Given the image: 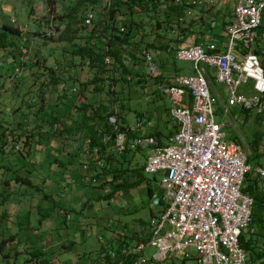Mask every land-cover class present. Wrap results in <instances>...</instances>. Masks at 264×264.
I'll list each match as a JSON object with an SVG mask.
<instances>
[{
	"label": "rangeland",
	"instance_id": "rangeland-1",
	"mask_svg": "<svg viewBox=\"0 0 264 264\" xmlns=\"http://www.w3.org/2000/svg\"><path fill=\"white\" fill-rule=\"evenodd\" d=\"M80 1L82 0H0V32L7 26L20 28L22 31L21 36L9 34L8 41L11 43L0 48V131L6 127H16L15 122L29 119L32 121L34 112L41 101V94L47 97V102L50 104L47 108L49 115L53 113V109L57 106L59 88L50 90L52 81L49 69L51 67L53 69L57 60H64L69 53L73 55L75 46L82 44L81 39L89 32L82 23L89 12L92 11L97 18L88 28H100L98 18L104 16L105 8L109 3V0ZM167 6L168 4L164 2L157 17L150 16L142 19L141 14H127L126 19L133 18L137 22L142 19L141 25L135 26L131 32V44L121 48L123 66L117 64L111 57L110 63L104 64L103 77L107 75L108 79L105 76L103 85L101 82L98 83L100 87L102 85V90H89L95 87L93 81L99 76L98 67L88 65L87 61L73 55L76 62L75 68L80 72L86 71L87 82L82 85L88 95L97 93L101 98L99 102L102 104L112 102L113 111L118 114L119 120L121 121L124 117L131 126L136 124L138 115L145 114L155 128L158 124L163 125L160 127V132L174 128L169 113L170 104L169 99L162 94H159L156 100H153L151 95L149 99L146 98L153 87L157 88L154 82L156 79H152L146 91L144 87L136 83L135 79L147 71L144 52L149 51L155 61L159 62V75L168 74L167 70H163V67L167 69L168 65H171L179 74H193L194 64L192 62L177 60L175 50L162 47L176 45L177 41L182 39L181 28L188 27L190 24H195V35L188 36L182 44L194 41L198 36L199 28H208L213 20L219 24L225 19L229 20L232 2L216 0L211 7L192 8L184 13L179 23L173 21L171 24L163 19ZM49 8L54 12L53 19L58 25L56 33L48 38L39 35L34 38V32L41 33L49 29L46 24L52 17V13L49 16ZM125 11L123 9L122 12ZM158 20H160L159 23ZM25 45L31 47L30 53L28 50L30 65L33 66L38 58V54L35 57L34 51L39 49L37 51L40 53L39 57L44 59V65L48 68L46 69L44 65L30 68L26 62L22 78H14L11 81L10 77L15 75L12 55H18L20 46ZM260 60L263 62V56ZM169 71L172 72L168 75L175 74L172 68ZM209 72L214 89L226 103L229 92L225 84L216 80V73L213 70ZM128 76H131L132 80H127ZM166 79L169 81L170 77ZM251 84L249 82L247 85L240 86L238 94L253 96ZM72 85L71 83L66 87L67 93ZM62 95L66 97L67 94L63 92ZM18 107L21 109L20 112L17 110ZM214 110L215 120L225 125L226 139L240 143V139L243 138L249 149L248 157L252 168L258 165L264 167V110L258 113L236 105L229 107L228 114L224 113L222 105L217 100L214 101ZM112 116L108 118L109 123ZM159 131L155 133L159 134ZM26 136H28L27 132L20 130L16 137L21 145V151L25 150L23 140ZM254 140H257V145L252 144ZM16 145L19 144L7 146L0 158V163L4 164L5 161L7 166L5 172H0V208L6 198H23L25 203L31 205L32 214L25 217L22 225L16 226L13 221H4L0 225V232L5 231V227H9L10 230L16 229L15 233L12 231L15 238L7 245L2 243L4 238L0 237V264H25L26 259L32 254L38 255L39 264H47L48 261L54 260L59 264L65 256H68L66 253H59L64 245H71L68 250L71 253L69 256L75 257V260L80 258L82 264H92L93 260L99 258L104 249H110L111 245L116 248L124 241L132 243L148 239L149 219L157 208L152 204V199L148 195V185L152 187L156 195L159 194L162 172L156 175L146 174L149 182L137 188L114 192L115 187L111 183H106L111 177L102 167L94 164L88 170L83 169L84 162H86L83 152L76 154L73 160L71 159L72 162L66 164L64 158L52 153L51 162L48 163V165L51 164L49 176L42 170L37 172L38 170L34 167L37 162H40L38 153H33L30 161L26 162L25 155L14 148ZM69 145L67 143L65 148L67 149ZM56 157L64 161L62 166L57 164ZM146 158L147 154L143 151H130L127 152L125 159H121L123 162L116 161L111 164L110 169L115 165L118 168L128 166L130 169L124 176L129 183H132L138 178L133 169L144 166ZM48 165L46 166L47 171ZM82 173H84L85 180H82ZM250 177L256 179L255 171ZM20 178L23 181H19ZM29 182H32V185L28 184ZM110 194L112 196L107 198ZM40 205L45 210L38 212ZM262 216L264 217V211ZM253 228L255 231L253 241L257 246L256 249L259 250L264 246L263 230L255 225ZM248 238L249 235L246 236V239ZM155 251L154 247H147L144 256L151 258ZM9 253L11 258L6 259L5 255ZM193 255L195 256L196 253L193 252ZM105 262L103 255L100 258V264H105ZM166 264H196V261L172 258Z\"/></svg>",
	"mask_w": 264,
	"mask_h": 264
},
{
	"label": "built area",
	"instance_id": "built-area-1",
	"mask_svg": "<svg viewBox=\"0 0 264 264\" xmlns=\"http://www.w3.org/2000/svg\"><path fill=\"white\" fill-rule=\"evenodd\" d=\"M215 1L175 0L178 5L200 8L211 7ZM230 1L233 18L224 27L226 41L202 44L189 41L180 45L175 52L176 59L192 62L195 74L179 75L170 85L158 83L157 92L169 99V113L178 126L166 145L155 135L137 134L143 127H151L147 119H139L135 126L126 127L114 113L110 121L112 131L103 136L102 146L86 143L83 147L85 170L93 164H104L105 147L113 141L117 154L128 150L147 154L145 174L163 173L162 192L151 201L160 210L149 219L148 239L132 242L120 252L109 249L104 256L105 264H126V261L166 264L172 258L194 259L196 264H264V257L251 263L241 242L253 223L255 203L254 197L243 188L248 176L255 171L258 189L264 194V167L252 168L243 138L240 143L226 139L225 125L215 120L214 110L215 100L228 114L229 107L236 105L258 113L264 110V67L255 52L259 30L264 26V0ZM51 16L49 29L34 32V38L55 35L53 13ZM94 20L95 14L89 12L85 24L91 26ZM216 24L213 20L211 27ZM124 31L125 27H120V32ZM27 46L20 48V65L11 81L22 74L25 58L31 51ZM110 60L109 56L105 57L106 64ZM144 61L147 71L136 79L142 81L146 91L150 81L158 75L159 67L149 51L144 52ZM208 68L214 69L216 80L225 84L229 92L226 103L214 89ZM127 80L132 77L128 76ZM249 82L254 95L238 94V88ZM77 91L76 87L72 89L73 93ZM146 98L149 99V95ZM15 148L20 149L19 145ZM147 247L156 249L151 258L144 256Z\"/></svg>",
	"mask_w": 264,
	"mask_h": 264
},
{
	"label": "crops",
	"instance_id": "crops-1",
	"mask_svg": "<svg viewBox=\"0 0 264 264\" xmlns=\"http://www.w3.org/2000/svg\"><path fill=\"white\" fill-rule=\"evenodd\" d=\"M232 8H233V4H232ZM50 10L51 8H49L48 10L49 16L51 15V13H54L53 11H50ZM232 18H233V12L231 15V19ZM46 20H48V18ZM46 24L48 25V23ZM54 24L56 27L58 26L56 23V20L54 21ZM21 35L22 33L19 36ZM255 46H256L255 51H257L258 53L256 54L259 56L260 59H261V56H263L262 63L264 64V26H262L261 29L259 30ZM38 50L39 49L34 51L35 57L38 54V58H36L34 65H33L34 67L36 65L40 67L45 64L44 59L39 57L40 53L37 52ZM19 53H20V48H19ZM12 56L14 58V65H15L14 73H16L17 67L20 65L19 54L18 55L13 54ZM25 62H27L30 68L33 67L32 65H30L31 62H30L29 55L25 58ZM157 63L159 67V62L157 61ZM75 64H76L75 57H73V55L69 53L68 55L65 56L64 60L63 59L57 60L53 69L52 67L51 69H49L50 79L52 81L50 85L51 87L50 90H53L56 87L59 88L57 90L58 98H57L56 108H54L53 113L49 115L47 108L50 106V104L47 102V97L41 94V101L38 104V108L36 109V112H34V118H32L33 119L32 121L31 119L28 118L29 120H22V122L21 121L15 122L16 127L15 126L13 128L6 127L0 131V158H1V155L5 152V149L7 148V146H9L10 144L14 145L15 143L19 144V141L16 140L17 139L16 137L20 130L23 132H27L28 136H26V138L23 140L24 142L27 143L25 145V150L21 151L20 149L19 151L23 155H25L26 162L30 161L31 155L33 153L35 154L38 153V159H39L38 161L40 162L39 163L37 162L38 164L36 163L34 166L35 169L38 170L37 172L39 171L41 172L42 170L43 172L48 173L50 176V173H51L50 165L51 164L48 165V163L51 162L50 159H51L52 153L55 156L59 155L60 158H64L65 164L72 162L71 159L73 160L76 154L80 152H83L84 154L83 147L86 143L90 142V138H89V135L86 133L87 131L85 129H82L83 113L80 112L79 107L82 106V104L84 103L96 102L95 104L97 106L101 105L102 103L99 102L101 98L99 97L97 93L91 94L90 96L88 95L87 91L83 90L82 83L87 82L86 81L87 74H86V71H81V72L78 71V69L75 68ZM44 67L46 69L48 68L46 67V65H44ZM171 68L173 72H175L174 75H168L170 72H172V71H169ZM163 70H167L168 72L166 71V73L168 74L161 73V75H159L160 73H158V75L160 76L159 80H163L164 82H169V83L165 84V83L157 82V80L156 81L154 80L157 86H158V83H161L164 85H170L175 79V77L179 75H183V74H179L177 70L171 67V65H168L167 69L166 67H163ZM208 70H213L215 72V70L212 68H208ZM144 74L145 72L142 73V75ZM193 74H195V72ZM21 76L22 74L16 78H22ZM167 77L168 78L170 77L169 81L168 79H166ZM151 82L152 80L150 81V83ZM71 83L73 84L72 88L67 93L66 87L69 84L71 85ZM140 85L144 87V85L142 84ZM74 87L78 88V91L76 93L72 92V89ZM155 88L153 87L152 88L153 90L149 94V97L151 95L153 100H156L158 95L160 94L157 92V88L156 89ZM91 89L89 90L92 91ZM63 92L67 94L66 97L62 95ZM187 102L189 103V101ZM17 110L20 112L21 109L18 107ZM143 118L147 119V116L145 114L138 115L136 120L138 121L139 119H143ZM171 118L173 120L174 128L170 129L169 131L165 129V130H162L163 132H160L159 131L161 130L160 127H163V125L158 124L155 128L153 123H151V121L147 119V121H149L152 124L151 127H143V129L137 134L141 136L155 135L157 136V138L159 139L162 145H166V143H168L169 141V138L178 131V126L176 125L172 116ZM120 122L123 126H126V127H133L136 125V124L133 126L129 125L126 122V119L124 117L121 119ZM10 125L13 126V124H10ZM156 131L157 132L159 131L160 133L156 134L155 133ZM166 140L167 142H165ZM67 143H69L70 145L67 146V149H66L65 147ZM45 155H47V157ZM55 161L57 162L59 166H62V163H64V161L58 160L57 157L55 158ZM47 165L49 166L48 171L46 168ZM6 170H7V166L5 165V161H4V164L1 162L0 172L1 171L5 172ZM81 175H82V180H85L83 178L84 173H82ZM18 180L23 181L21 180V178ZM28 184L32 185V182H29ZM30 207L31 205H29L28 203H25V200L23 198L22 199H19V198L13 199L12 197L6 198L2 202V207L0 208V225L3 224L4 221H13L14 225L16 226L22 225L24 223L25 217L27 215L32 214V207L31 208ZM156 207L157 208H155L154 214L160 210L159 206H156ZM42 210H45V209H43L42 205H40L38 212H41ZM45 214L48 215L47 213ZM12 231L15 233L16 229L10 230L9 227L8 228L5 227V231L0 232V237L4 238L2 239L3 244L7 245L10 240H13L15 238V235ZM113 247L114 246L111 245L110 249H112ZM70 248H71V245H64L62 249H60L59 253H66V255L68 254V256H65L64 260L62 262H59V264H82V260L80 258L75 260V257L69 256L71 254L68 252ZM108 250L109 249H104L100 254L101 256L93 260L94 262H92V264H100V258L103 257V255L105 256ZM56 255H58V253ZM5 257L6 259H10L11 258L10 253L8 255H5ZM56 262H57L56 260L51 261V262L48 261L47 264H57ZM25 264H39L38 255L32 254L30 257L26 259Z\"/></svg>",
	"mask_w": 264,
	"mask_h": 264
},
{
	"label": "trees",
	"instance_id": "trees-1",
	"mask_svg": "<svg viewBox=\"0 0 264 264\" xmlns=\"http://www.w3.org/2000/svg\"><path fill=\"white\" fill-rule=\"evenodd\" d=\"M84 0L80 1L83 2ZM110 5H107L104 11V16L98 18L100 28H88L89 26L85 24V18L83 20L82 25L86 30H89L88 34H85L86 37L81 39V45H76L73 50L74 56H79L83 61H87L88 65L98 67L97 74L99 75L94 81L95 84L94 90H102L103 82L105 81V57H111L117 64L123 66V56L121 53V48L126 45H130V34L133 31L135 26L141 25L142 19L150 16L157 17L159 14V9L164 4H168L167 10L163 13V19L170 24L174 21L179 23V20L183 18L184 13L192 8H200V7H186L183 5L176 4L175 0H109ZM163 2V4H162ZM76 4V3H75ZM125 9V12H122ZM92 12V11H91ZM231 15L233 9L230 10ZM135 15L141 14L143 15L141 21L137 22L133 18L126 19L127 14ZM97 16H95V19ZM125 18V19H124ZM231 19V18H230ZM230 19L223 20L220 24L216 21V27L212 28L211 23L208 28L201 27L198 30V36L195 38L196 44H202L206 41H214V42H224L226 39V32L224 27ZM158 23L160 20L157 21ZM124 26L125 31L120 32V27ZM195 24H190L188 27L181 28L182 33L180 34L182 39L177 41L176 45H168L163 46L164 49L177 50L178 47L185 41V39L190 35H195ZM218 30V31H217ZM22 31L19 28L14 27H5L2 32H0V48H4L9 45L11 42L8 41L9 34L20 35ZM97 40V41H96ZM181 40V41H180ZM103 44L105 46H103ZM22 46H20L21 48ZM74 48V47H73ZM257 53V51H255ZM258 54V53H257ZM26 63V62H25ZM24 63V65H25ZM23 65V66H24ZM263 65V63H262ZM264 67V65H263ZM24 68V67H23ZM159 75L155 77L157 82L168 84L169 82H164L163 80H159ZM108 79V77H106ZM136 80L137 84H141L142 81ZM102 83L101 87L98 83ZM110 84V81L109 83ZM91 89V90H93ZM114 91V90H113ZM80 112L83 113L82 118V129H85L87 134L89 135L90 142L89 144L92 146H102V138L107 133L110 134L112 131V126L108 122V118L112 116L115 112L112 108V102L109 104H102L97 106L94 103H84L79 107ZM118 116V114H117ZM20 144V143H19ZM27 143L24 142V145ZM113 141L109 143L108 146L105 147L106 155L103 156L104 164L100 166L104 169L105 172L111 177L107 180L106 183H111L115 188L114 192L119 190H130L133 188H137L145 182H149V179L146 177L144 172V166L139 168H134L133 172L137 173L138 178L129 183L125 179L126 171L130 168L126 166L116 167V165L110 169L111 164L118 162H123L121 159L126 158L127 152L123 154H117ZM253 145H257V140L252 142ZM20 149L21 146L19 145ZM15 148V147H14ZM19 149V150H20ZM120 157H122L120 159ZM120 160V161H119ZM249 160V159H248ZM251 175V174H250ZM250 175L246 179L245 186L243 191L247 194H250L254 197L255 203L253 207V223L249 226L248 230L244 233L242 237V246L249 253V259L251 261H256L262 257H264V246L259 250L256 249L257 246L254 243V228L253 226H257L258 228L263 230L264 237V217L262 213L264 211V194L261 193L257 186V180L255 178H251ZM161 193V192H160ZM159 193V194H160ZM157 194V195H159ZM148 195L152 199L153 196L156 195L154 190L150 185H148ZM112 194L108 195L107 198H110ZM249 235V238L246 239V236ZM130 243L124 241L123 243H119V245L115 248L117 252L124 246H128ZM126 264H132L130 261H126Z\"/></svg>",
	"mask_w": 264,
	"mask_h": 264
}]
</instances>
